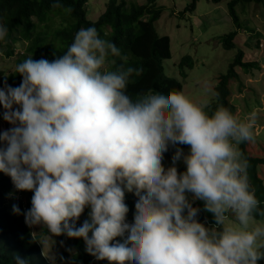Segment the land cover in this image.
<instances>
[{
    "label": "clouds",
    "instance_id": "clouds-1",
    "mask_svg": "<svg viewBox=\"0 0 264 264\" xmlns=\"http://www.w3.org/2000/svg\"><path fill=\"white\" fill-rule=\"evenodd\" d=\"M52 7L72 11L62 0ZM7 35L0 20V41ZM113 58L121 61L114 68ZM127 59L90 25L51 60L17 63L19 84L2 75L0 117L10 127L0 131V172L17 190L12 212L32 232L39 226L51 238L83 241L91 264H259L264 221L250 224L264 220L253 216L264 210L238 147L254 139L257 111L241 118L221 105L209 113L204 101L165 88L133 95L128 84L139 69ZM126 188L136 192L130 219ZM196 201L212 214L211 226ZM42 239L43 256L56 264L60 249L50 259ZM13 260L31 264L18 252Z\"/></svg>",
    "mask_w": 264,
    "mask_h": 264
},
{
    "label": "trees",
    "instance_id": "trees-1",
    "mask_svg": "<svg viewBox=\"0 0 264 264\" xmlns=\"http://www.w3.org/2000/svg\"><path fill=\"white\" fill-rule=\"evenodd\" d=\"M133 1L108 0L104 13L97 21H91L86 9L89 0H62L65 6L71 7L70 13L60 8H53V0H0V20L8 26V35L0 41V50L5 48L3 53L8 58H14L15 65L29 56H33L34 59L43 56L51 60L54 53L61 54L66 50L79 28L94 25L102 37L112 40L127 56L128 65L139 69V73L130 78L127 89L129 93L135 95L147 88L183 91L182 83L175 77H168L165 71V62L172 58V53L170 38L160 36L157 31L162 8H154L156 0H147L146 4ZM207 1L219 4L225 0ZM197 2L198 0H192L185 12H194ZM240 5L264 6V0H231L228 3V11L236 28L241 27V19L237 12V7ZM237 35L238 31H235L222 37V44L226 50L237 47L234 43ZM260 45L261 43L258 46ZM21 48L24 49V53L19 55ZM248 58L243 50H239L228 73L219 77L216 108L222 105L236 114L237 108L231 101L230 89L231 81L240 79L236 68L253 71L260 66L258 61L249 62ZM113 60L114 63L111 65L113 68L121 63L119 58ZM185 63H189L188 67H193L189 57L183 58L178 66L183 67ZM5 79L9 84L16 85L20 83L21 77L15 75L13 71L8 77L3 78V82ZM248 143L249 141L241 143L239 149L248 161L249 182L260 202L258 207L264 210V181L259 177L260 169L257 167V160L263 164L264 158L256 160ZM16 191L11 178L0 172V264H15L14 252L30 258L31 264H51L53 262L43 256L40 241L43 237L51 235L45 228L41 229L39 226H37L40 230L39 234H34L32 227L25 224L23 215L14 214L12 206L8 204L9 196ZM31 195L32 193L28 192V207H30ZM135 195L134 190L125 189V199L129 204L126 219H130L133 214ZM18 206L22 210V207ZM198 207L201 208L199 219L211 226L212 214L202 210V202L198 203ZM87 212L86 209L77 224L87 218ZM253 216L260 220L264 219V216L256 212ZM56 238L63 244L58 243L60 257L56 256L54 263L62 264L69 258L73 264H91L94 257L85 251L83 241L63 235ZM259 251L264 252V248ZM98 264L109 263L101 261ZM259 264H264V260L259 261Z\"/></svg>",
    "mask_w": 264,
    "mask_h": 264
},
{
    "label": "rangeland",
    "instance_id": "rangeland-1",
    "mask_svg": "<svg viewBox=\"0 0 264 264\" xmlns=\"http://www.w3.org/2000/svg\"><path fill=\"white\" fill-rule=\"evenodd\" d=\"M225 0L219 4L207 0H198L194 12H185L192 0H156L154 8H162V13L157 22V31L160 36H168L171 41L172 58L165 62V71L168 77L177 78L183 85V92L194 100L206 103V110L211 113L218 103L217 86L219 77L228 73L234 63L239 50H243L249 62H259L258 69L245 70L236 68L240 74L239 80L231 81L232 103L236 106V114L244 118L254 109L257 111V120L253 128L254 139L249 141L252 154L257 158H264V6L240 5L237 7L241 19V27L236 28L228 11ZM139 4H146L147 0H134ZM107 0H89L86 6L88 18L96 20L105 9ZM249 28V29H248ZM238 31L234 39L235 49L226 50L222 44V37ZM261 43L260 47L258 46ZM5 48L0 50V87L2 75L8 76L15 68L14 58L3 54ZM24 53L21 48L19 55ZM189 57L193 67L185 63L178 65L182 59ZM251 72V73H250ZM231 99V97H230ZM2 110V109H1ZM0 131L10 127L1 120ZM187 152V145L181 146ZM240 147V145L238 146ZM175 149L164 154L162 161L165 167L171 165V157ZM183 167V168H181ZM259 177L264 181V163L257 160ZM184 170L182 163L178 169ZM16 202V198L12 197ZM198 201L194 203V207ZM231 217V216H230ZM234 218V217H232ZM253 219L250 227L257 222ZM33 233L39 234L38 227H33ZM47 245L43 243L45 254L52 259L60 249L56 238L46 237ZM45 239H40L44 241ZM71 264V260H68Z\"/></svg>",
    "mask_w": 264,
    "mask_h": 264
}]
</instances>
